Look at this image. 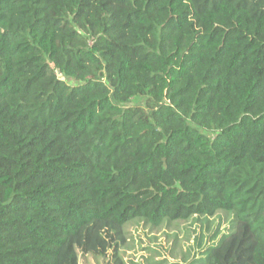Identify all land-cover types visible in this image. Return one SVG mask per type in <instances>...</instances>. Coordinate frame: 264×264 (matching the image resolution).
<instances>
[{
    "label": "trees",
    "instance_id": "16d2710c",
    "mask_svg": "<svg viewBox=\"0 0 264 264\" xmlns=\"http://www.w3.org/2000/svg\"><path fill=\"white\" fill-rule=\"evenodd\" d=\"M217 211L264 264V0H0V264Z\"/></svg>",
    "mask_w": 264,
    "mask_h": 264
},
{
    "label": "rangeland",
    "instance_id": "374dc122",
    "mask_svg": "<svg viewBox=\"0 0 264 264\" xmlns=\"http://www.w3.org/2000/svg\"><path fill=\"white\" fill-rule=\"evenodd\" d=\"M144 105L136 100L130 106ZM236 229V214L164 220L136 219L119 227L91 223L64 250L65 264H206L212 250Z\"/></svg>",
    "mask_w": 264,
    "mask_h": 264
}]
</instances>
